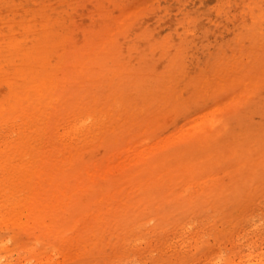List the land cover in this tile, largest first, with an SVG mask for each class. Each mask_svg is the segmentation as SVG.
<instances>
[{"label": "rangeland", "instance_id": "obj_1", "mask_svg": "<svg viewBox=\"0 0 264 264\" xmlns=\"http://www.w3.org/2000/svg\"><path fill=\"white\" fill-rule=\"evenodd\" d=\"M0 264H264V0H0Z\"/></svg>", "mask_w": 264, "mask_h": 264}, {"label": "bare ground", "instance_id": "obj_2", "mask_svg": "<svg viewBox=\"0 0 264 264\" xmlns=\"http://www.w3.org/2000/svg\"><path fill=\"white\" fill-rule=\"evenodd\" d=\"M84 69V67L81 65V66H79L78 64H75L74 65V68H72L68 73H67V75L68 76H71V78L72 77H76L77 75H83V74H85V71L83 70ZM60 81H61V79H57L56 81H51V84H50V88H53V87H55V88H57V87H60L61 85H60ZM61 94H62V90L60 91V94L59 93H56L55 95H57V100L60 98V96H61Z\"/></svg>", "mask_w": 264, "mask_h": 264}]
</instances>
